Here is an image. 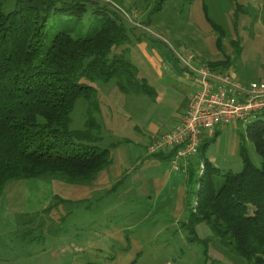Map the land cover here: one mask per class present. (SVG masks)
I'll return each mask as SVG.
<instances>
[{
  "label": "rangeland",
  "instance_id": "obj_1",
  "mask_svg": "<svg viewBox=\"0 0 264 264\" xmlns=\"http://www.w3.org/2000/svg\"><path fill=\"white\" fill-rule=\"evenodd\" d=\"M99 1L113 2L131 26L135 35L124 56L149 92L124 93L115 80L92 83L103 124L98 145L110 149L111 163L88 183H9V210L0 196V264H250L192 218L202 161L220 169L219 187L227 172L243 169V150L261 166L246 128L219 127L203 152L189 159L196 171L191 180L147 149L180 121L193 92L182 56L192 57L194 65L224 62L240 79H264L253 75L264 74V37L256 29L264 22V0ZM60 25H53L49 39ZM86 107L85 100L77 102L71 129H83ZM36 181L33 186L51 183L56 195L31 214L20 202L30 201L23 186Z\"/></svg>",
  "mask_w": 264,
  "mask_h": 264
},
{
  "label": "trees",
  "instance_id": "obj_2",
  "mask_svg": "<svg viewBox=\"0 0 264 264\" xmlns=\"http://www.w3.org/2000/svg\"><path fill=\"white\" fill-rule=\"evenodd\" d=\"M56 23L61 28L49 39ZM131 29L113 2L0 0V196L13 181L88 183L111 163L110 149L98 145L103 124L92 83L115 80L124 93L149 92L124 56ZM223 63L208 64L227 69ZM80 99L87 104L85 123L74 130L71 114ZM245 128L261 166L243 150V169L227 172L219 187L220 169L202 161L192 218L234 254L264 264V122ZM154 155L170 159L169 153Z\"/></svg>",
  "mask_w": 264,
  "mask_h": 264
},
{
  "label": "built area",
  "instance_id": "obj_3",
  "mask_svg": "<svg viewBox=\"0 0 264 264\" xmlns=\"http://www.w3.org/2000/svg\"><path fill=\"white\" fill-rule=\"evenodd\" d=\"M181 58L194 84L193 92L180 121L153 141L148 152L169 153L173 168L186 171L189 159L200 154L201 146L219 127L240 124L245 128L264 116V81L240 79L226 68L194 65L192 57Z\"/></svg>",
  "mask_w": 264,
  "mask_h": 264
},
{
  "label": "crops",
  "instance_id": "obj_4",
  "mask_svg": "<svg viewBox=\"0 0 264 264\" xmlns=\"http://www.w3.org/2000/svg\"><path fill=\"white\" fill-rule=\"evenodd\" d=\"M263 10H264V7H263ZM257 28H259L262 31V33H258V34L264 37V22L263 23H257L256 24V29ZM253 75H254V77H257V76H260L261 77V76H263L262 78H264V74L260 75V74H258L256 72H253ZM260 80H263L264 81V79H260ZM186 103H187V101L185 102L182 110H184V108L186 106ZM152 140L150 141L149 146L152 144V142H153ZM147 151H148V149H147ZM149 155H152V154H149ZM168 160H169V157H168ZM190 164L191 163H189V161H188L186 173L188 174V177L189 178H190V176H189L190 174L196 172V171L193 170V167ZM47 181L48 182H51L50 180H47ZM47 181H45V182H47ZM45 182L43 181L41 184H37V185L33 186L32 183H35V184L38 183L36 181V182H31L30 183L31 186H28V185H24L23 186V188H24L23 191L25 193L24 198H25V200H27V201L30 200V201L29 202H25L24 199H23L20 202L22 204V207L21 208H26L28 212L30 211L31 214H33V213H36V212L39 211V210H36L35 209L37 206L41 209L44 206H47L49 204V201L51 200V196L53 194H54V196L56 195V189L55 188L53 189V185L51 183H45ZM13 187H14V189H16L15 186H13ZM7 189H5L3 191V194H2V198H3L2 201L3 202L5 201L4 197H6V204L5 203L2 204L4 210H9L10 196L8 195L9 192H7ZM14 191L15 190H13L11 192H14ZM16 191H18V190H16ZM34 210H36V211H34Z\"/></svg>",
  "mask_w": 264,
  "mask_h": 264
}]
</instances>
